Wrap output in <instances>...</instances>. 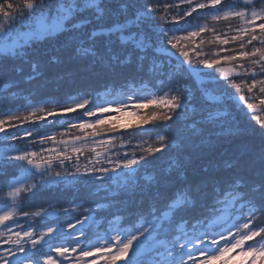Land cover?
<instances>
[{
    "label": "snow or ice",
    "instance_id": "1",
    "mask_svg": "<svg viewBox=\"0 0 264 264\" xmlns=\"http://www.w3.org/2000/svg\"><path fill=\"white\" fill-rule=\"evenodd\" d=\"M171 9L179 11L172 15ZM193 14L229 22V30L189 24L187 18ZM156 16L161 26L153 33L146 25ZM233 20L239 25L235 29ZM168 24L175 31L162 26ZM202 33L211 34L207 43L218 45L217 50L209 53L201 47ZM0 41V73L11 71L22 82L37 81L45 68L62 62L61 56L40 48L56 42L55 51L65 59L99 68L113 80L122 76L126 80L118 89L82 91L51 105L29 98L15 110L0 111L4 141L32 137L41 146L0 153V170L7 175L9 169H19L6 189H0L6 191L0 201V238L6 239L0 245L10 246L0 252V264H97L100 259L104 264L121 260L124 264H218L222 258L223 264H229L230 254L237 250L240 257L251 258L248 264H264V226L255 223L264 215V143L258 153L217 154L218 138L231 135L233 129L225 127L221 100L203 86V80L196 90L180 80L163 94L151 88L140 96L126 90L137 78L147 88L154 79L162 86L163 78L171 80L181 72L204 77L210 74L204 69L214 71L236 90L238 101L264 130V7L258 9L255 0L228 4L155 0L145 5L136 0H4ZM165 43L175 51L169 52ZM229 44H238L239 50L224 47ZM15 86L6 82L5 91ZM245 90L248 95L242 94ZM113 92L115 98L107 99ZM129 105H133L131 115H137L139 108H154L141 114L138 132L117 136L121 127L132 126L102 114L123 113ZM77 110L82 111L75 121H66L68 128L62 132L41 133L37 128L41 122L54 123L49 117ZM25 124L32 127L21 133ZM149 124L151 128L146 127ZM13 128L18 131L10 132ZM69 129L82 135L70 134ZM49 141L51 146H45ZM85 153L92 155L82 167ZM161 157L163 164L151 174H141L145 165ZM81 176L97 187L94 195L104 193L106 208L100 202L93 206L81 201L70 207L24 211L28 193L59 186L68 177L79 184ZM97 181L108 187L99 188ZM128 205L134 212L126 217L121 209ZM52 216L57 222H48ZM97 217H102L100 222ZM94 226L92 240L89 232ZM256 237L260 239L248 243ZM94 255L96 259H87Z\"/></svg>",
    "mask_w": 264,
    "mask_h": 264
},
{
    "label": "trees",
    "instance_id": "2",
    "mask_svg": "<svg viewBox=\"0 0 264 264\" xmlns=\"http://www.w3.org/2000/svg\"><path fill=\"white\" fill-rule=\"evenodd\" d=\"M4 0H0V3H3ZM10 2L19 3V0H10ZM111 2V0H110ZM150 2H155V0H136L138 5H145ZM164 2V0H161ZM175 2V0H172ZM225 4L231 3L232 0H224ZM256 7L259 9L260 7H264V0H255ZM184 8L187 5L183 6ZM135 11V10H133ZM178 9H171L170 13L172 15L176 14ZM207 12L208 10H204ZM131 17V13L128 14ZM187 21L189 24H208L210 27H214L217 32H228L229 30V22L220 21L214 22L207 18L206 16H199L197 18L196 14L188 17ZM183 24L184 22L181 21ZM257 23H261L258 21ZM157 26H161V21L159 17L156 16L154 21L148 22L146 27L155 33L158 29ZM164 27H168L175 31L172 24L162 25ZM231 26L233 29L238 27V22L233 20L231 21ZM187 27V25H185ZM178 35H183L185 33H177ZM234 34V32L232 33ZM205 38V44L202 45L205 51L211 53L214 50L218 49V45H209L207 43V39L211 37L210 33H202L201 34ZM64 37H60L62 41ZM199 42V38H197V43ZM160 41H157L159 44ZM255 43V42H254ZM3 44V41H0V45ZM59 47V42L54 44H45L41 45L40 48L47 49L49 55H59L61 56L62 62L58 65L47 67L43 70V75L41 79L26 83L22 82L20 77L15 76L11 71L8 73H0V111H10L19 108L20 104L26 102L29 98H31L32 102H47L49 105L59 101L64 102L68 99L69 96L76 95L82 91H104L105 88H113L118 89L122 85H125L126 80L122 76L120 79L113 80L110 76H106L102 73L101 69L93 68L85 63H80L73 60H67L64 58L63 54L60 52H56L55 49ZM165 47H169L165 43ZM224 47L235 48L237 51L238 44H229ZM251 47V46H249ZM175 50L169 47V52H174ZM227 53H222L225 55ZM190 55H192L190 53ZM42 62L46 61V57H38ZM193 60L196 59L194 55H192ZM5 64H9L10 62L5 61ZM235 63V62H233ZM242 63L247 64V61H242ZM228 66H232L231 64ZM206 73H210L204 77L193 76L189 77L187 73L181 72L179 76L174 79L169 80L167 77L164 79V84L161 86L157 80H152L151 84L148 87H142L141 79L137 78L134 83H131L130 88H126L128 91H134L136 95H145L148 92V89L151 88L153 91H158L159 94H163L164 91H167L169 88H175L177 84V80L181 82H187V84L193 90L198 89V86L201 85L203 80V86L210 89L212 94L215 95L218 99L221 100L219 105L220 110L223 112L225 120L224 125L226 128H232L233 133L231 135H224L218 138L217 144V154H232L233 152H238L240 154H249V153H258L264 143V130L259 128V125L256 124L254 120L251 119L253 115L250 113L247 108L238 101L236 90L231 88L225 81L220 80L217 73L214 71H210L207 69L203 70ZM28 68L25 67V74H27ZM235 80H239L238 77H233ZM15 83V87L9 89L8 92L5 91V83ZM254 92L258 93V90H254ZM10 93H16L15 96H12ZM248 95L246 90L242 93ZM7 97V98H6ZM115 98V92L112 95H109L107 99ZM146 102V101H145ZM197 102L198 105L202 106L203 101L199 97V93L197 92ZM258 102V101H257ZM133 105H129L128 108L123 113H117L115 111L107 112L102 114L104 117H116L121 125H131L130 128L121 127L117 136L124 135L127 136L128 132H138L139 129L136 127L139 123H141V114L147 113L153 110L154 106L149 105L147 108H139L137 115L129 114L131 112V108ZM82 110H77V112L67 113L65 115L57 116L55 118L49 117L50 121H54V123H48L45 125L41 122L37 128L41 133L44 132H62L66 128H68V124L66 121L69 119L75 121L78 117V113ZM100 115V114H98ZM264 115V113H261ZM122 117V118H121ZM125 117H127L125 119ZM84 119H95V117ZM171 123V122H169ZM32 127L29 124L22 125L20 131L22 133L23 129H27ZM146 127L151 128L152 125H146ZM10 132H17L18 129H9ZM219 131V129H217ZM70 134L82 135L77 132L75 129H69ZM35 135V133H34ZM70 138V137H66ZM59 140L60 137L57 136ZM135 143V141H133ZM117 144H119V140H117ZM45 146H51V141L48 142ZM41 146L37 141H33L32 137H29L27 140H16V141H4L2 138V134H0V153H4L9 151L10 148L16 149H32L39 150ZM129 154H131V149H127ZM91 153H85L83 157H81V166L87 163L86 157H90ZM139 155V152H137ZM160 154H157L159 156ZM75 160V157H73ZM165 157H161L157 161H153L150 164L145 165L141 169L142 175L151 174L154 168H158L161 164H163ZM26 166V165H25ZM19 174V169H9L7 175L3 170H0V189H6L7 183L10 179ZM67 182L63 183L59 186L56 184L47 185L44 188H38L35 190V194L28 193L25 199V208L24 211H37L42 208H49L50 205L57 207H70L73 202L80 203L81 201H87L89 204H93L96 202H100L102 208H106L107 205L102 202V197L104 193H100V195H94L97 191V187L93 186V184L89 183L87 178L81 176L78 179L81 181L79 184L76 183L71 177L66 178ZM113 185L116 183L115 181L111 182ZM96 185L103 189L107 188V184H100L98 181ZM6 196V191H0V201H3ZM112 211H116L115 208ZM121 211L124 215L130 216L133 214L134 209H132L131 205H128L125 208H122ZM103 215H107V213H103ZM102 217H97V222H100ZM24 221H22L23 223ZM49 223L57 222L54 216L49 217ZM256 224L264 226V215L258 217L255 221ZM42 227V225H41ZM66 228V224H65ZM67 231H69L66 228ZM95 226L92 231L89 232V238L93 239L95 237ZM6 239V237L0 238V240ZM259 237L254 238L253 241L248 243H255L256 240H259ZM71 243V241H69ZM4 246H9L8 244L0 245V252H4L2 249H6ZM2 247V248H1ZM232 257L229 260V264H248V261H244L242 257L239 255L234 256L232 253L230 254ZM223 259L218 262V264H223Z\"/></svg>",
    "mask_w": 264,
    "mask_h": 264
},
{
    "label": "rangeland",
    "instance_id": "3",
    "mask_svg": "<svg viewBox=\"0 0 264 264\" xmlns=\"http://www.w3.org/2000/svg\"><path fill=\"white\" fill-rule=\"evenodd\" d=\"M121 118H122V117H121ZM126 118H127V117H125V119H126ZM94 239H95V237H94L92 240H94ZM1 248H2V247H1ZM237 252H238V250H237V251H234V252L232 253V255L237 256ZM51 255H52L54 258L59 259L58 257H56L55 253H51ZM73 255H76V254L73 253ZM96 255H101V254H96ZM96 255H94L93 257H89V258H87V259H89V260L96 259ZM242 259H243L244 261H248V262L251 260L250 257H248V258H244V257H242ZM97 264H104V262H103L102 259H100V260H98ZM117 264H124V261H123V260H121V261H117Z\"/></svg>",
    "mask_w": 264,
    "mask_h": 264
}]
</instances>
